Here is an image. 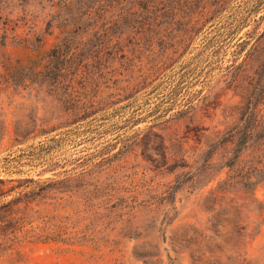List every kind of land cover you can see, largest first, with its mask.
<instances>
[{
    "label": "rangeland",
    "instance_id": "obj_1",
    "mask_svg": "<svg viewBox=\"0 0 264 264\" xmlns=\"http://www.w3.org/2000/svg\"><path fill=\"white\" fill-rule=\"evenodd\" d=\"M264 0H0V264H264Z\"/></svg>",
    "mask_w": 264,
    "mask_h": 264
},
{
    "label": "trees",
    "instance_id": "obj_2",
    "mask_svg": "<svg viewBox=\"0 0 264 264\" xmlns=\"http://www.w3.org/2000/svg\"><path fill=\"white\" fill-rule=\"evenodd\" d=\"M262 175H264V169L259 170V171L257 172V178L260 177V176H262Z\"/></svg>",
    "mask_w": 264,
    "mask_h": 264
}]
</instances>
